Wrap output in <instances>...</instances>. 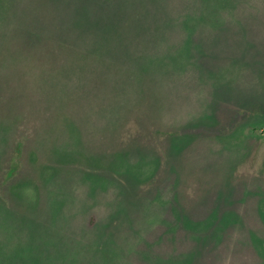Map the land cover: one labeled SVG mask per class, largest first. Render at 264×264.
<instances>
[{
    "label": "rangeland",
    "instance_id": "obj_1",
    "mask_svg": "<svg viewBox=\"0 0 264 264\" xmlns=\"http://www.w3.org/2000/svg\"><path fill=\"white\" fill-rule=\"evenodd\" d=\"M0 264H264V0H0Z\"/></svg>",
    "mask_w": 264,
    "mask_h": 264
}]
</instances>
